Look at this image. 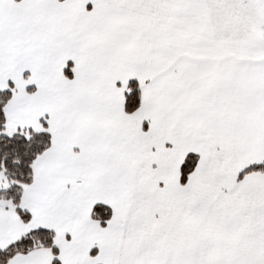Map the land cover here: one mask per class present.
<instances>
[{"label": "snow or ice", "instance_id": "obj_1", "mask_svg": "<svg viewBox=\"0 0 264 264\" xmlns=\"http://www.w3.org/2000/svg\"><path fill=\"white\" fill-rule=\"evenodd\" d=\"M0 264H264V0H0Z\"/></svg>", "mask_w": 264, "mask_h": 264}]
</instances>
